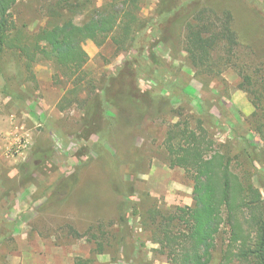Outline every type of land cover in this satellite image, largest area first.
Instances as JSON below:
<instances>
[{"label": "rangeland", "instance_id": "1", "mask_svg": "<svg viewBox=\"0 0 264 264\" xmlns=\"http://www.w3.org/2000/svg\"><path fill=\"white\" fill-rule=\"evenodd\" d=\"M160 2L93 0L68 12L65 0H19L12 18L31 39L67 20L83 25L112 3L141 20L158 18ZM224 5L237 15L245 46L238 64L222 66L220 76L198 72L182 46L171 36L163 42L156 28L125 47L114 40L120 31L104 44L86 42L90 58L78 99L98 93L104 75L133 60L146 68L137 81L151 94L143 122L135 128L126 120L113 127L101 122L102 137L85 129L83 109L70 104L77 99L73 86L54 60L40 56L30 67L18 51L1 55L0 264H169L154 243L153 218L194 206V181L169 167L163 145L180 119L192 125L203 119L216 149L242 178L251 159L264 174V0ZM243 70L253 79L249 91L241 88ZM106 108L119 120L117 109ZM257 181L254 176L264 200Z\"/></svg>", "mask_w": 264, "mask_h": 264}, {"label": "trees", "instance_id": "2", "mask_svg": "<svg viewBox=\"0 0 264 264\" xmlns=\"http://www.w3.org/2000/svg\"><path fill=\"white\" fill-rule=\"evenodd\" d=\"M18 1L0 0V57L6 50L18 51L30 67L40 56L54 60L73 86L70 93L77 99L70 104L80 105L85 129L99 137L103 133L101 122L113 127L116 121L126 120L127 127L135 128L147 116L152 102L151 94L145 95L138 84L139 73L146 71L138 60L126 61L117 72L104 75V86L98 93L78 99L90 58L84 48L87 41L104 44L120 31L114 40L125 47L156 28L163 42L171 36L182 46L198 72L215 76L224 72L222 66L238 64L241 47L245 46L237 29V15L224 5L228 0H161L160 16L148 20L127 9L120 12L112 3L110 9L105 6L91 12L83 25L67 20L41 29L31 39L12 18ZM92 1L65 0V6L70 12ZM254 48L250 49L255 53ZM242 76L241 88L249 91L253 79L244 70ZM106 106L118 110L119 120L108 115ZM163 145L169 167L184 169L194 181V206L176 207L153 218V240L159 253L169 264H264V200L258 199L253 182L255 176L264 187V174L255 161L250 158L251 169H245L244 178L239 176L230 158L216 149L200 118L194 125L180 119L167 131ZM222 234L225 238L219 247ZM86 262L78 260L76 264Z\"/></svg>", "mask_w": 264, "mask_h": 264}]
</instances>
